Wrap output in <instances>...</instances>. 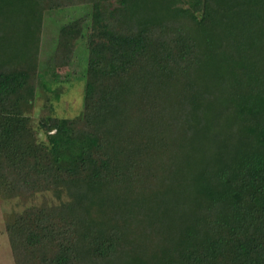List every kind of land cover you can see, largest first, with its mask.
Returning <instances> with one entry per match:
<instances>
[{
  "label": "trees",
  "instance_id": "1",
  "mask_svg": "<svg viewBox=\"0 0 264 264\" xmlns=\"http://www.w3.org/2000/svg\"><path fill=\"white\" fill-rule=\"evenodd\" d=\"M83 5L81 115L35 124ZM0 201L14 264H264V0H0Z\"/></svg>",
  "mask_w": 264,
  "mask_h": 264
},
{
  "label": "rangeland",
  "instance_id": "2",
  "mask_svg": "<svg viewBox=\"0 0 264 264\" xmlns=\"http://www.w3.org/2000/svg\"><path fill=\"white\" fill-rule=\"evenodd\" d=\"M89 6H76L47 12L42 29L40 69L41 82L46 90L38 91L35 101L33 122L37 124L41 117L50 115L59 118H77L83 105L84 76L87 52L83 40L76 45L74 58L68 67H59L52 73L46 72L47 63L52 55L58 29L69 21L89 14ZM56 93V94H55ZM43 197H38L36 204ZM23 206L15 201H0V264H14L5 230V215L21 211Z\"/></svg>",
  "mask_w": 264,
  "mask_h": 264
}]
</instances>
